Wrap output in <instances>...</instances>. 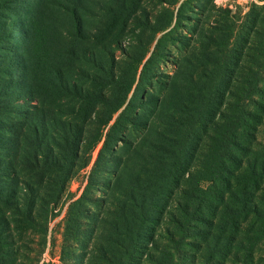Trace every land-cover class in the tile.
<instances>
[{
	"label": "rangeland",
	"instance_id": "rangeland-1",
	"mask_svg": "<svg viewBox=\"0 0 264 264\" xmlns=\"http://www.w3.org/2000/svg\"><path fill=\"white\" fill-rule=\"evenodd\" d=\"M5 1L8 0H0ZM123 2L126 0H83L81 3L12 0L10 8L0 10V23L18 21L12 37L2 38L0 33V155L4 156H0V264H87L89 260L95 263L99 259L96 256L100 242L112 232L109 228L116 205L129 202L122 197L127 193L129 180L139 176L150 185L147 177L153 175L151 164L159 158L184 166L172 175L178 182L171 184L160 198L163 209L156 212V220L149 222L146 230V237L152 240L146 238L140 243L136 264H151L150 252L155 251L152 243L160 247L170 243L168 231L172 228L173 213H177L178 203L183 199L182 190L188 185L187 170L194 172L203 160L214 132L215 122L211 118L217 121L219 112L228 111L227 103L234 99V90H230L225 78V83L219 86L218 100L204 104V111L210 109L207 114L210 117L204 125L198 123L194 128L196 135L189 154L185 155L180 149L185 143L182 133L175 132L176 126L183 127L179 121L183 105L178 97L187 98L189 86L191 89L203 86L201 82L193 83L186 72L194 71L196 80L202 79L210 89L209 77L204 74L214 68L212 60L202 55V49L209 47V41L203 46L207 40L204 36L211 29L220 40L224 35L221 43L229 45V51L232 47H241L243 42L246 45L252 29L248 16L254 4L257 5L254 13L262 14L259 6L264 2L144 0L138 13L129 18L124 34L120 33L124 28L120 10ZM17 11L20 15L15 19ZM172 11L174 22L178 11L177 24L150 59L130 109L117 111L106 124L104 120L109 112L101 105L97 106L98 111H90L86 104L82 111H74V106L83 105V100L75 95L78 89L83 87L86 94L88 87H95V80L91 78L96 79V84H102L100 77L111 76L112 68L114 72L123 69L130 78L136 65L133 58L144 51L153 34L152 22L148 20L158 17L156 22L166 23ZM25 19L29 20L27 24ZM28 29L34 37L32 45L37 65H31L27 73L19 70L17 76L25 82L20 80L22 87H17L13 68L29 63L24 51ZM217 49L219 41L209 51L216 53ZM224 55L225 58L227 52ZM105 64L109 73H103L100 68ZM58 69L63 71L72 90L77 86L76 92L64 93ZM26 90L34 93L29 96ZM117 120L120 123L112 130ZM10 125L16 128V134L7 131ZM77 125L83 127L87 140L79 148L73 167L69 163L74 158L69 155L66 144L70 141L67 137L70 129L73 131ZM98 135L100 140L89 148ZM173 135L177 138L170 140ZM39 138L49 142L59 157L62 153L57 144L65 146L63 156L67 158L63 169L40 167V157L48 150L38 144ZM257 139L264 142V124L258 127ZM173 144L171 153L169 148ZM167 173L160 172V177ZM165 182L161 179L160 187ZM77 202L78 207L73 206ZM74 207L79 213L70 219ZM76 216L81 222L77 223L79 229L69 230L68 224H75ZM240 230L239 239L245 227ZM186 252L190 254L191 247H182L176 258ZM199 258L200 253L196 252L191 264H202ZM221 264L236 263L228 258ZM253 264H264V239L256 246Z\"/></svg>",
	"mask_w": 264,
	"mask_h": 264
},
{
	"label": "trees",
	"instance_id": "trees-1",
	"mask_svg": "<svg viewBox=\"0 0 264 264\" xmlns=\"http://www.w3.org/2000/svg\"><path fill=\"white\" fill-rule=\"evenodd\" d=\"M11 1L0 2V10L10 8ZM69 1L72 2V0ZM82 1L76 0L78 3ZM143 1L126 0L123 2L120 10L123 16L121 23L124 28L120 33L123 32L124 34L128 28L129 18L138 13ZM17 6L22 5L17 4ZM256 7L257 5L254 4L253 10L248 16L252 29L246 45L243 42L241 47H232L229 51V45L227 46L226 43L222 45L221 43L224 35L221 36L220 40V36H215L214 30L211 29L204 36L207 40L203 42V46L208 45L209 41V47L208 50L202 49V55L205 59L212 60V68H214L212 72L208 71L204 74L209 77L210 89L204 86L202 79L196 80L194 71L186 72L193 83L201 82L203 86L199 89H191L189 86L187 88V90L189 89V96L183 98L184 100L182 97H178L183 105V112L180 113L181 116L179 117L183 127L176 126L175 132L180 131L182 133V139L185 143L180 149L183 150L184 154L186 153L185 155L189 154L196 135L194 128L198 123L204 125L210 117L207 115L210 109L204 111V104H212L218 100L220 97L219 86L222 82L225 83V78H228L230 90L231 88L234 90L233 93L231 91L234 99L228 101V111L219 112L220 116L217 121L213 117L211 118L215 122L214 132L209 138L208 148L201 163L194 169V172L187 170L189 172L188 185L182 190L183 199L178 203L177 213H173L172 228L168 231L170 243L163 247L152 243L155 251L150 252L151 264H191L196 252L200 253L199 259L202 264H221L228 258H231L236 264H253L256 246L264 239V142L257 139L258 127L264 124V111H261L264 110V86L262 85L264 83V3L259 6V11L262 14L260 12L254 13ZM71 10L72 12L75 11ZM170 14L173 15V11ZM15 15L16 19L20 15L19 11ZM24 15L27 16L28 13ZM171 18L170 16L168 21L163 24L152 23L151 29L154 31L162 30L166 27L165 25L169 24ZM33 20L36 21L35 18ZM28 22L29 20H24L25 24ZM148 22L151 23V20ZM16 24H18L17 20L10 23L8 21L1 22L0 33H2V38L12 37ZM26 31L27 48L25 47L24 51L29 63L25 67L15 66L13 68L17 87L22 85L20 80L25 82L23 77L17 76L19 70H24L27 73V70L30 72L29 67L31 65H37L36 51L32 45L34 37L29 33V29ZM216 41H219V49L216 53L209 51ZM145 52L144 50L140 55L133 58L136 65L130 78L127 77V72L123 69L114 72L112 68L111 76L104 77L102 75L101 77L104 79L100 77V80H103L102 84L97 83V85L96 79L91 78L90 80H95L93 81L95 87L92 89L88 87L86 94L84 93L85 89L83 87L78 89L76 84L73 85L76 88L72 90L65 80V74L61 69H58L57 73L61 79L60 84L64 93L71 94L78 89L75 95L83 100L81 103L83 105L74 106V111H82L85 104L90 111H98L97 106L101 105L104 111L109 112L104 124L110 122L131 92L136 79L138 64ZM225 52L227 55L224 58ZM242 59H246L247 62L243 63ZM149 62L146 63L144 70L148 69ZM100 68L103 73H109V67L106 64ZM226 71L228 76L225 74ZM14 84L11 82V86H15ZM139 89L140 85L136 91ZM205 90H209V92L205 93ZM107 91L110 92L107 93ZM24 92L29 96L34 93V91L28 90ZM132 102L131 100L123 111H128ZM119 123L118 120L115 121L112 130ZM6 129L12 134H16V128L13 126L10 125ZM35 131L37 133V129ZM73 131L71 128V133L67 135L70 141L66 146L69 148V155L74 158L69 164L74 167L75 158L80 154L79 148L87 139L83 127L77 125ZM174 138L177 136H171L170 140ZM99 140L100 135L90 142L89 148L93 147ZM38 144L41 147L44 145L48 150L45 155L40 157L42 158L41 168L42 166L46 169L49 166L60 170L64 168L67 158L66 155L63 156V152L66 150L64 145L57 144L62 153V157H59L53 152L49 142L39 138ZM174 146L175 144L169 148L171 153ZM1 155L3 156V154ZM151 166L150 170L153 175L147 177L150 185L145 184L139 176L129 180L126 187L127 193L122 194V197L129 202L123 201V203L119 202L116 205L109 228V232H112L108 233L107 238L101 241L97 248L99 255L96 257L99 259H96L95 263L93 260H89L87 264L137 263L135 256L138 253L140 243L147 238L148 224L152 220H156V212L161 208L163 209L159 205V201H161V197L168 187L178 182V179L172 175L184 164L178 165L176 161H168L167 163L163 158H159ZM160 172L168 173L164 177H160ZM161 179L166 182L160 187L159 181ZM261 191L262 193H260ZM148 200L150 201L147 203ZM78 205L79 202L73 206L78 207ZM78 213V209H73L70 219ZM76 217L75 224L71 222L68 224L69 230L79 229L77 223L81 222L79 217ZM244 227V235L239 239L238 233ZM248 229L249 232L246 233ZM147 239L152 240V238ZM185 246L191 247L192 252L190 254L186 252L185 255L176 258V253H180L182 247Z\"/></svg>",
	"mask_w": 264,
	"mask_h": 264
},
{
	"label": "crops",
	"instance_id": "crops-1",
	"mask_svg": "<svg viewBox=\"0 0 264 264\" xmlns=\"http://www.w3.org/2000/svg\"><path fill=\"white\" fill-rule=\"evenodd\" d=\"M258 1L264 2V1H260V0H255V2H258ZM156 20H158V17L156 19H153V21H151V22L154 24V23H156ZM177 20H178V11L176 14L175 22H174V12H173L172 18H171L169 24L165 25L166 26L165 28H163L162 30H158V31H154L152 29L153 34H152L148 44L144 48V50L146 52H145L144 57L142 58V60L138 64L136 79H135V82L133 84L132 90L129 93L125 103L123 104V106L118 111H123L126 108V106L128 105V103L132 100L133 96L136 94V92H137L136 90L142 82L141 78H143V72H144L146 63L149 62L150 59L153 56H155L156 53L160 50V48L162 47V43H165L164 39L168 36V34L172 30V28L177 24ZM173 22H174V25H173ZM163 46H164V44H163Z\"/></svg>",
	"mask_w": 264,
	"mask_h": 264
}]
</instances>
